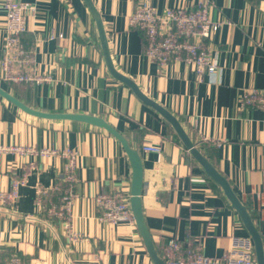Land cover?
Listing matches in <instances>:
<instances>
[{"label": "crops", "instance_id": "1", "mask_svg": "<svg viewBox=\"0 0 264 264\" xmlns=\"http://www.w3.org/2000/svg\"><path fill=\"white\" fill-rule=\"evenodd\" d=\"M35 11L21 36L35 69L48 74L40 85L0 87L29 107L47 112L102 117L139 153L143 169L142 213L155 250L169 238L188 242L207 257H220L232 236H249L221 188L208 178L158 113L107 71L95 21L82 0H24ZM140 0H92L103 21L114 67L149 98L169 110L202 154L229 182L261 238L264 237V106L240 107L242 90L264 89V0H214L210 15L224 20L213 34L222 67L220 84L197 83L183 62L159 67L143 54L144 34L127 16ZM167 7H194L197 0H148ZM0 0V59L5 37ZM1 72V70H0ZM207 140V141H206ZM220 141V145L208 141ZM158 145L161 152L143 146ZM0 146L76 151L70 224L81 239L68 240L63 221L48 212L59 206L64 159L0 153V188L24 173L13 206H0V263L18 255L22 264H146L152 262L135 223L100 221L97 193L129 198L131 167L119 142L105 130L80 122L30 116L0 96ZM58 183L59 190L53 189ZM45 190L41 205L36 190Z\"/></svg>", "mask_w": 264, "mask_h": 264}, {"label": "built area", "instance_id": "2", "mask_svg": "<svg viewBox=\"0 0 264 264\" xmlns=\"http://www.w3.org/2000/svg\"><path fill=\"white\" fill-rule=\"evenodd\" d=\"M214 0H197L194 7H167L162 13L149 3L140 0L127 16L130 28L141 30L144 34L143 54L149 62L159 67H165L174 62H183L193 73L197 83L207 81L209 84H220L222 67L214 56L211 38L225 23L224 20H214L210 10ZM1 10L4 14L5 37L2 43L0 59L1 77L6 82L40 85L50 82L48 74L36 71L33 52L26 49L21 36L27 30V19L34 13V5L24 0H2ZM240 107H263L264 89L242 90L237 98ZM207 141V140H206ZM220 145V141H211ZM147 152H161L158 145L143 146ZM13 152L20 156L27 154L42 157L58 156L63 158V170L59 180L65 184L59 206L48 208V212L58 216L63 221L64 235L71 241H77L82 236L71 229L70 218L77 194L75 192V159L76 151L65 148L34 149L32 147L0 146V153ZM24 173L13 178L9 189L0 188V206H13L19 197V188L24 184ZM53 189L59 190L58 183ZM45 190H36L37 204L42 203ZM100 210V221L117 224L118 222L133 223L128 196L121 192L102 193L94 197ZM264 247V237L262 238ZM162 259L165 264H257L252 240L249 236H232L229 248L220 257H207L200 250L192 248L188 242L169 238L162 246ZM0 264H22L18 255H13ZM87 264H101L91 261ZM146 264H153L152 262ZM264 264V259H263Z\"/></svg>", "mask_w": 264, "mask_h": 264}, {"label": "water", "instance_id": "3", "mask_svg": "<svg viewBox=\"0 0 264 264\" xmlns=\"http://www.w3.org/2000/svg\"><path fill=\"white\" fill-rule=\"evenodd\" d=\"M82 1L94 18L101 47V53L108 73L115 80L129 87L139 100H141L145 105L153 109L166 122L170 124V126L173 128L180 141L182 142L183 146L189 151L190 155L200 165L205 175L221 188L227 201L229 202L231 207L237 212L239 218L243 223L244 228L246 229L249 237L252 240L255 260L257 264H263L264 247L262 243V238L256 227L252 223V220L249 216L246 207L243 206L236 194L233 192L227 179L216 170L213 164L196 147V145L192 142L191 138L189 137V135L187 134V132L185 131L176 116H174L169 110L158 104L156 101L149 98L145 93L140 90L139 86L133 79L124 75L114 67L113 62L111 60L107 36L104 30L101 16L95 8L92 0ZM0 96L30 116L45 120L80 122L88 124L90 126L105 130L108 134H110L119 142L127 156L131 167L129 207L136 229L143 241V245L152 263L165 264L164 260L158 255L157 251L155 250L151 234L143 218L141 204V194L143 188V169L141 158L139 156L138 151L129 145L128 140L123 136V134H121L109 122L99 116L86 113L47 112L43 110H38L24 104L2 87H0Z\"/></svg>", "mask_w": 264, "mask_h": 264}, {"label": "trees", "instance_id": "4", "mask_svg": "<svg viewBox=\"0 0 264 264\" xmlns=\"http://www.w3.org/2000/svg\"><path fill=\"white\" fill-rule=\"evenodd\" d=\"M21 84H23V83H21Z\"/></svg>", "mask_w": 264, "mask_h": 264}]
</instances>
